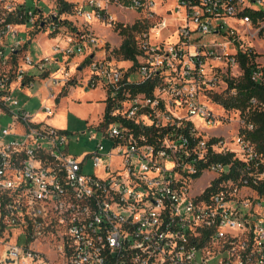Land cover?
I'll list each match as a JSON object with an SVG mask.
<instances>
[{"label":"built area","instance_id":"2783aa9c","mask_svg":"<svg viewBox=\"0 0 264 264\" xmlns=\"http://www.w3.org/2000/svg\"><path fill=\"white\" fill-rule=\"evenodd\" d=\"M57 3L0 0V112L12 118L0 127V264H29L40 257L33 244L54 239L66 264H264L263 157L242 131L229 145L201 99L216 79L241 74L239 54L250 50L239 26L264 30V0H174L134 35L135 58L121 60L89 24L110 25L115 8L151 15L158 0H75L67 11ZM21 26L55 38L50 53L30 56ZM72 57L80 61L71 70ZM84 60L80 85L104 91L108 119L103 108L92 124L100 138L88 135L95 147L73 154L67 130L46 120L53 107L31 113L14 92L38 84L55 100ZM249 77L262 81L263 65ZM145 82L149 93L131 90ZM228 153L229 162L213 157Z\"/></svg>","mask_w":264,"mask_h":264},{"label":"rangeland","instance_id":"374dc122","mask_svg":"<svg viewBox=\"0 0 264 264\" xmlns=\"http://www.w3.org/2000/svg\"><path fill=\"white\" fill-rule=\"evenodd\" d=\"M75 1V0H68ZM174 0H158V4L155 7L156 12L148 15L145 11H138L131 8H115L110 10V15L113 17V21L108 25L107 22H95L92 21L89 25L92 28L93 32L107 40V51L106 54L110 58L119 59L113 52L114 48H117L121 43L122 37L115 29V23H122L131 25L135 21H145L146 23L153 26L157 24L162 16L165 15V9L168 7L167 4H171ZM42 9H47V7L39 2ZM72 23L75 25H81L82 19L72 17ZM240 29V41L243 47H246L253 53H255V60L258 61L264 67V30H260L258 24H250L248 26L241 25ZM149 29V26L147 27ZM171 27L169 30H166L163 33L164 39L167 38L172 33ZM20 35L26 39L29 38L30 41L26 44V50L30 53V56L35 57L42 55L44 53H50L51 45L56 41L55 38L47 35V31L44 32L41 30H31L29 33L24 29V27H19ZM138 31H135V35ZM61 43L62 40L59 37ZM207 37H202V40H206ZM27 41V40H26ZM80 61V58L72 57L70 59L69 67L72 70L76 63ZM118 63V62H117ZM118 64L127 65L128 62H119ZM88 72L87 61L82 62V68L75 75L76 83L73 85H66L65 90L62 89V92L56 95L55 100L46 101L48 105L53 107L55 113L47 117V122L59 129H65L68 132V143L67 149L73 154H78L83 150H91L95 147V139H89L88 135L90 131L96 132L97 138H100V133L92 127V124L97 123L102 116V111L105 105L104 101V91L100 87H89L85 89L84 86H81V80L86 76ZM133 75V74H132ZM213 89L206 91L201 95L203 102L212 108L213 112L216 114L217 122H215V130L220 132L226 141H229L230 138L235 137V135L240 131V127L243 125V117L241 116L239 110L229 109L226 110L219 104L212 101L213 92H225L226 80L216 79L212 83ZM40 85L36 84L33 87H27L24 89L16 90L14 95L17 97L20 103H23V106L26 110L33 113L39 110L40 106L44 103V97H41V94L44 93L42 89L38 90ZM229 92H234L230 90ZM63 93V94H62ZM103 96V98H102ZM179 108L177 109V111ZM180 111V110H179ZM43 114H37V119H43ZM11 116L8 112H0V127L7 126L11 123ZM196 123L201 125L197 120ZM200 130V128H199ZM84 132V133H82ZM204 135V133H202ZM232 141H229V145L232 144ZM102 144L106 149L109 145L107 139H102ZM84 172H91V165L89 162L84 165ZM205 176V175H204ZM204 179V177L202 178ZM198 185L200 181H197ZM11 241V239H8ZM20 242V241H19ZM58 241L54 239L49 243L47 240L40 242H35L33 244L34 248L40 252V257L35 259L29 264H66V257L61 255L57 251ZM2 247H0V260ZM14 264V263H8Z\"/></svg>","mask_w":264,"mask_h":264},{"label":"trees","instance_id":"16d2710c","mask_svg":"<svg viewBox=\"0 0 264 264\" xmlns=\"http://www.w3.org/2000/svg\"><path fill=\"white\" fill-rule=\"evenodd\" d=\"M57 6L60 11H67L71 7V2L58 0ZM9 18L11 19V16ZM148 25L149 24L144 20L135 21L131 25L115 23L114 27L121 35L122 40L119 46L113 49L114 54L119 59H134L137 50L133 42V33L146 28ZM239 61L242 69L241 74L238 77H226L227 90L225 92H213L212 101L226 110H239L243 117V125L240 127V131L250 138L256 150L262 155L264 160V107L252 105L249 102L252 96L259 102H264V79L262 81H252L249 77L250 68L256 61L255 53L252 51L242 52L239 54ZM152 85V82L131 85V90L149 93L152 89ZM230 90L234 92H229ZM108 108V102H105L103 120L108 119ZM248 123L252 124V129H246L244 127V125ZM230 155L231 153L213 157L223 162H229ZM237 164H239V162H234L230 171H236L235 167Z\"/></svg>","mask_w":264,"mask_h":264},{"label":"crops","instance_id":"0c3cea01","mask_svg":"<svg viewBox=\"0 0 264 264\" xmlns=\"http://www.w3.org/2000/svg\"><path fill=\"white\" fill-rule=\"evenodd\" d=\"M88 89V88H87ZM41 97H44V95L43 94H41ZM102 98H103V96H102ZM44 99H45V97H44ZM46 101H51L50 99H45V103H46ZM47 104V103H46ZM37 114H43V113H41L40 111H38V113ZM36 117H37V115H36Z\"/></svg>","mask_w":264,"mask_h":264},{"label":"bare ground","instance_id":"6f19581e","mask_svg":"<svg viewBox=\"0 0 264 264\" xmlns=\"http://www.w3.org/2000/svg\"><path fill=\"white\" fill-rule=\"evenodd\" d=\"M8 264V263H7Z\"/></svg>","mask_w":264,"mask_h":264}]
</instances>
